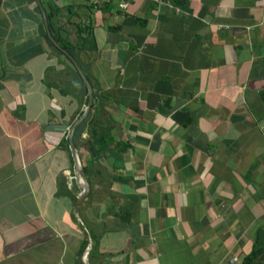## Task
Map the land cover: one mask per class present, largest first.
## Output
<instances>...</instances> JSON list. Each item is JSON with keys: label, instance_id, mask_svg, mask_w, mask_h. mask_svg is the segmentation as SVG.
<instances>
[{"label": "crops", "instance_id": "0c3cea01", "mask_svg": "<svg viewBox=\"0 0 264 264\" xmlns=\"http://www.w3.org/2000/svg\"><path fill=\"white\" fill-rule=\"evenodd\" d=\"M38 1L52 39L35 0H0V264L264 244V0Z\"/></svg>", "mask_w": 264, "mask_h": 264}, {"label": "water", "instance_id": "95a60500", "mask_svg": "<svg viewBox=\"0 0 264 264\" xmlns=\"http://www.w3.org/2000/svg\"><path fill=\"white\" fill-rule=\"evenodd\" d=\"M35 1H36V3L38 4V6L40 8V11H41V14H42V17H43V23H44L46 32H47L48 36L52 39V37L50 35V32L48 30V27H47V22H46V17H45L44 11H43L42 7L40 6L39 1L38 0H35ZM78 70H79V68H78ZM79 73L82 76L83 81L86 84L87 91H88V100H87V103H86L85 108L83 110V113L81 115V118H82L86 114L87 110L89 109V106H90V103H91L92 94H91V89H90V87L88 85V82H87L86 78L83 76V74L81 73L80 70H79ZM70 150H71V155H72V157L74 159V164H75V168H76L77 175L79 177H81L82 180H83V185L81 186V189H80L81 190L80 197H82L86 193V191H87V184H86V182L83 179V174H82V171L80 169L79 159H78V156H77L75 147L73 146L72 143H70Z\"/></svg>", "mask_w": 264, "mask_h": 264}, {"label": "trees", "instance_id": "16d2710c", "mask_svg": "<svg viewBox=\"0 0 264 264\" xmlns=\"http://www.w3.org/2000/svg\"><path fill=\"white\" fill-rule=\"evenodd\" d=\"M49 14L47 13V23H48V26L50 28V30L52 31V26L50 24V20H49ZM54 35V34H53ZM55 37V40L59 43H61V45H65L64 44V41L56 36ZM264 252V244H259L258 242H256L254 244V246L252 247V249L250 250V252L248 254H246L240 261L239 264H253V261L257 258V256Z\"/></svg>", "mask_w": 264, "mask_h": 264}]
</instances>
